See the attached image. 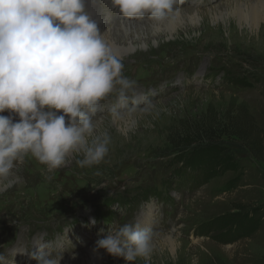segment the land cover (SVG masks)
I'll use <instances>...</instances> for the list:
<instances>
[{"label": "rangeland", "instance_id": "obj_1", "mask_svg": "<svg viewBox=\"0 0 264 264\" xmlns=\"http://www.w3.org/2000/svg\"><path fill=\"white\" fill-rule=\"evenodd\" d=\"M205 1L176 0L171 13L197 11L198 24L183 21L157 34L152 29L158 21L122 19L111 0L104 3L102 35L130 29V57L120 60L122 75L134 81L126 104H118L114 91L100 101L108 110L91 116L97 130L110 136L108 153L84 168L76 163L82 156H69L52 173L30 155L15 164L0 185V264H35L28 249L36 241L51 242L62 254L60 264H125L102 249L94 262L87 250L114 227L141 225L148 214L153 240L147 264H264V22L250 28L225 7L231 0ZM85 2L93 18L101 1ZM228 74L234 82L246 78L247 88L232 86ZM217 125L239 136L217 141L238 170L189 172L177 187L180 158L184 162L203 147L182 145V139ZM237 174L228 191L225 185ZM152 190L155 196H146ZM245 211L254 231L225 236L215 225Z\"/></svg>", "mask_w": 264, "mask_h": 264}, {"label": "clouds", "instance_id": "obj_2", "mask_svg": "<svg viewBox=\"0 0 264 264\" xmlns=\"http://www.w3.org/2000/svg\"><path fill=\"white\" fill-rule=\"evenodd\" d=\"M175 3L111 0L124 18L155 21L171 13ZM122 69L85 0H0V178H7L26 155L48 173L72 155L82 156L76 160L81 168L100 164L110 136L97 130L91 116L114 91L119 105L127 103L134 81ZM6 111L18 120L2 115ZM152 240L150 228L125 223L97 240L94 250L125 264L138 259L147 264ZM31 258L35 264H60L63 257L38 242Z\"/></svg>", "mask_w": 264, "mask_h": 264}, {"label": "trees", "instance_id": "obj_3", "mask_svg": "<svg viewBox=\"0 0 264 264\" xmlns=\"http://www.w3.org/2000/svg\"><path fill=\"white\" fill-rule=\"evenodd\" d=\"M232 86H240L243 88H247L248 83L246 78L240 77L236 82H234V77L228 74V78L226 77ZM250 79L254 82L255 79L252 75H250ZM211 128H205V130H201L198 134H193L190 138L186 137L182 139V145L190 146L195 144L198 146L203 145L202 148L198 149L197 151L194 150L193 153L189 154L188 157L184 160V162H180L182 167L177 171V177L174 178V184L177 183V187L180 185V179L182 180L183 176L189 172H194L202 169L205 175H210L212 172H220L227 173V172H235L238 170L237 163L235 164L231 157L226 156L223 153L222 148L217 145V141L222 138L224 139H235L238 138V134L232 127H227L226 129L224 126H210ZM239 174L236 177L230 179L225 187L228 188V191L233 190L234 185L238 182ZM177 189V188H176ZM178 191V190H177ZM154 191H150L146 194L148 197H152L155 195ZM142 202V201H140ZM236 209V208H235ZM237 210H244V209H237ZM233 211V210H232ZM255 209H252V214H254ZM217 227L222 231L223 235H228L235 237L237 232H250L255 230V222L252 221V216H250V212L246 211L242 214H235V212H231L224 217H220L216 219ZM235 228V230H231ZM216 229V228H215Z\"/></svg>", "mask_w": 264, "mask_h": 264}, {"label": "bare ground", "instance_id": "obj_4", "mask_svg": "<svg viewBox=\"0 0 264 264\" xmlns=\"http://www.w3.org/2000/svg\"><path fill=\"white\" fill-rule=\"evenodd\" d=\"M100 1H101L102 7L99 8V10L96 11V13L92 12V15H94V20L99 25L103 21H106L105 14L103 12V11H106L104 10L105 8L104 3H106L105 4L106 6L107 4H109L110 0H100ZM85 7L87 8L88 11L92 9L90 7V3L88 2H85ZM225 7L230 8V14H233V16H235V18L238 19V21L246 22L247 24H249L250 28H257L258 25H260V23L264 22V0H258L255 3L254 2H242L239 0H231L230 2L225 4ZM209 10L210 9H208V11ZM98 14H100V16ZM122 19H125V18L122 17ZM199 19L200 18L198 17L197 11L196 12L190 11V13H186V14L171 13L164 20L158 21V23L154 24L152 33L157 34L158 31L164 32V30H169L171 32L176 27L183 26V21H187L189 25L193 26L194 24H198ZM119 28L122 29V31L120 30L119 33L116 31L117 32L116 35L114 33L112 34L109 33L108 35H104L103 38L108 43V45L111 47L113 54L116 55L117 58L121 60L129 59L128 57H130V51L132 50V44L130 43L131 41H128L130 29L123 30V27H119ZM162 28H163V31L161 30ZM125 43L126 45H124ZM5 114L12 115L14 122L18 120V117H16L14 114H11L7 111L2 113V115H5ZM6 179H8V177L0 178V185ZM148 217H149V214L141 222V225L143 227L147 226ZM170 244L172 245L171 242ZM94 249L95 248L87 250L88 256L94 262L98 263L101 260L102 250H94Z\"/></svg>", "mask_w": 264, "mask_h": 264}]
</instances>
